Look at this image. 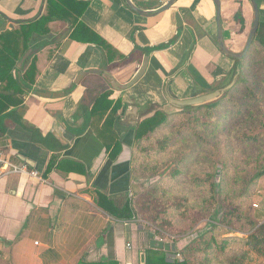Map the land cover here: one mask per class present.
Segmentation results:
<instances>
[{
	"label": "crops",
	"instance_id": "obj_1",
	"mask_svg": "<svg viewBox=\"0 0 264 264\" xmlns=\"http://www.w3.org/2000/svg\"><path fill=\"white\" fill-rule=\"evenodd\" d=\"M45 1L0 0V33L36 20ZM81 1L86 8L80 20L108 47L64 36L68 26L54 22L50 24L54 31L31 34L13 68L21 80L36 60L34 83L26 86L23 103L2 116L0 151L10 160L25 162L42 179L0 176V264H103L105 260L144 264L150 234L172 243L159 238L141 219L112 218L96 206L91 191L117 197L133 189L129 157L123 159L131 146V142L125 146L123 138L128 125L133 126L127 122L132 113L125 116L128 106L136 105L141 112V106L161 104L164 86L172 97H191L217 85V77L227 67L217 45L212 0H176L150 16L133 11L126 0ZM166 1L130 0L143 10H156ZM257 3L264 22V0ZM220 5L224 42L229 49L241 51L252 21L250 3L220 0ZM237 13L243 23L235 19ZM146 55L143 76L124 93L113 90L110 97L121 96L127 103L118 111L121 154L112 161L89 125L92 103L107 84L101 76L84 72L108 71L126 83ZM61 145L66 147L60 151ZM51 154L81 162L86 175L52 170L43 176ZM259 189L264 192V175Z\"/></svg>",
	"mask_w": 264,
	"mask_h": 264
},
{
	"label": "trees",
	"instance_id": "obj_2",
	"mask_svg": "<svg viewBox=\"0 0 264 264\" xmlns=\"http://www.w3.org/2000/svg\"><path fill=\"white\" fill-rule=\"evenodd\" d=\"M85 8L81 0H46L36 20L0 33V139L4 136L2 116L23 103L26 86L34 83L35 58L21 80L13 74L32 33L47 34L54 31L50 24L60 21L68 26L64 36L108 47L80 20ZM235 19L243 23L240 13ZM220 53L227 67L217 77V85L195 93L225 86L239 66L236 83L219 99L170 111L157 102L141 106L142 118L131 128L129 169L131 174L155 179L141 191L117 197L91 191L96 206L109 216L119 221L144 219L157 235H183L203 218L215 220L180 250L181 259L167 262L163 250L148 248L144 264H264L253 262L255 256L264 257V192L254 202L264 175V22L260 20L243 58ZM189 55L190 50L183 60ZM112 93L107 85L94 99L89 125L113 161L122 150L118 111L127 103L121 96L111 99ZM65 147L61 145L60 151ZM164 167L169 170L161 172ZM52 170L86 175L81 162L58 154L49 156L43 176ZM216 204L220 212L213 217Z\"/></svg>",
	"mask_w": 264,
	"mask_h": 264
},
{
	"label": "water",
	"instance_id": "obj_3",
	"mask_svg": "<svg viewBox=\"0 0 264 264\" xmlns=\"http://www.w3.org/2000/svg\"><path fill=\"white\" fill-rule=\"evenodd\" d=\"M176 0H167L166 3H164L162 6H160L156 10H143L139 9L135 5H133L130 0H126L129 7L139 13L140 15L150 16L155 13H159L161 11H164L171 7ZM252 9V21L251 26L249 29V32L247 34V38L245 41V45L241 51H233L229 49L223 38V32H222V25H221V5L220 0H212L214 6H215V23H216V39H217V45L219 50L224 53L227 56H230L235 59H241L246 54L247 50L249 49L250 45L252 44L255 34L257 32L260 17H259V7L257 0H248ZM148 59L149 57L146 55L143 58L142 64L139 67L138 71L135 73V75L126 83L119 82L115 77H113L108 71H103L99 69H90L85 73H93L96 75L101 76L108 87L114 91H124L130 88L132 85H134L145 73L147 65H148ZM240 67L238 66L236 68V71L231 79V81L226 84L223 87L215 88L213 90L206 91L199 95H193L191 97L187 98H175L172 97L168 92L166 86L163 88V93L166 102L168 105H170L172 108L180 110L187 107H196L200 105H204L213 101H216L219 99L225 92H227L237 81L238 75H239ZM132 113V119H129L127 122L131 125L135 126L138 123V115H139V108L136 105L128 106V108L125 111V116L128 114L130 115ZM28 165V164H27ZM150 241H149V248L151 249H157V250H163L165 252V258L167 262H173L175 259V245L173 243H167L163 242L161 240L155 239L153 234L149 235Z\"/></svg>",
	"mask_w": 264,
	"mask_h": 264
},
{
	"label": "rangeland",
	"instance_id": "obj_4",
	"mask_svg": "<svg viewBox=\"0 0 264 264\" xmlns=\"http://www.w3.org/2000/svg\"><path fill=\"white\" fill-rule=\"evenodd\" d=\"M250 25H251V22H250ZM250 25L248 27V30L250 28ZM247 36V34H246ZM246 36L244 37V41L246 39ZM235 50V49H234ZM125 91V90H124ZM123 92V91H121ZM124 93V92H123ZM132 102V100H131ZM162 107H164L165 110L167 111H170V110H173L174 108L170 107V105H168V103L165 101H163L161 103ZM177 110V109H176ZM130 127H128V130L127 132L125 133V136H124V145L125 146H129L128 144L131 142L132 140V129ZM130 150H126L125 153L123 154L124 158L123 159H126L129 157L130 159ZM2 154L4 155V153L2 152ZM121 154V153H120ZM4 157L6 159H9L7 158L5 155ZM168 167H164L161 172H166L168 171L169 169H167ZM132 175V179H133V189L130 191V193H134V192H137V191H141L143 189H145L155 178L152 177V176H145V175H140V174H131ZM261 189V188H260ZM259 189V183H258V188H257V192H256V195H255V200L254 202H256V198L262 193V191ZM220 212V208H219V205L216 204L214 206V209H213V212H212V216L213 217H218L217 214ZM143 220L147 226H149L153 232H154V227H152L151 225H149L144 219H141ZM213 221H215L214 219L212 218H203L201 219L200 221H198L195 226L192 228V230L186 234H183V235H170V234H166L164 232H161L162 235H158L159 238H164L166 239L167 241L169 242H172L174 245H175V251H174V254H175V258L177 259H181V255H180V250L183 249L186 245H188L192 239H194L195 237H197L198 235H200L201 233H203L204 231H206L210 225L212 223H214ZM264 222V221H263ZM217 227L220 229L219 232H222L223 230V225H217ZM238 235H241V233H236ZM177 246V247H176ZM264 261V257H260V256H255V259L253 260V262H256V261Z\"/></svg>",
	"mask_w": 264,
	"mask_h": 264
},
{
	"label": "built area",
	"instance_id": "obj_5",
	"mask_svg": "<svg viewBox=\"0 0 264 264\" xmlns=\"http://www.w3.org/2000/svg\"><path fill=\"white\" fill-rule=\"evenodd\" d=\"M13 174H25L29 177L42 179L40 174L35 169L31 167L29 168L25 162L6 159L0 151V176H8Z\"/></svg>",
	"mask_w": 264,
	"mask_h": 264
},
{
	"label": "flooded vegetation",
	"instance_id": "obj_6",
	"mask_svg": "<svg viewBox=\"0 0 264 264\" xmlns=\"http://www.w3.org/2000/svg\"><path fill=\"white\" fill-rule=\"evenodd\" d=\"M140 117H141V112L139 111V115H138L139 120H140ZM128 127H129V125H128Z\"/></svg>",
	"mask_w": 264,
	"mask_h": 264
}]
</instances>
